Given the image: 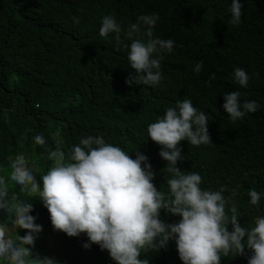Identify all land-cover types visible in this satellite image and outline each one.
Listing matches in <instances>:
<instances>
[{
    "label": "trees",
    "instance_id": "trees-1",
    "mask_svg": "<svg viewBox=\"0 0 264 264\" xmlns=\"http://www.w3.org/2000/svg\"><path fill=\"white\" fill-rule=\"evenodd\" d=\"M0 264H264V0H0Z\"/></svg>",
    "mask_w": 264,
    "mask_h": 264
},
{
    "label": "clouds",
    "instance_id": "clouds-1",
    "mask_svg": "<svg viewBox=\"0 0 264 264\" xmlns=\"http://www.w3.org/2000/svg\"><path fill=\"white\" fill-rule=\"evenodd\" d=\"M35 85H36L35 77H32L28 82V84L22 89V92H24L25 94L32 92L34 90ZM229 240H231V238H229Z\"/></svg>",
    "mask_w": 264,
    "mask_h": 264
},
{
    "label": "rangeland",
    "instance_id": "rangeland-1",
    "mask_svg": "<svg viewBox=\"0 0 264 264\" xmlns=\"http://www.w3.org/2000/svg\"><path fill=\"white\" fill-rule=\"evenodd\" d=\"M13 230H14V232H16L17 231V229L15 230V225H13ZM225 234H222V236H224ZM2 244H3V246H4V253H3V259H5V260H10L11 258H10V253H12V251L10 250V248L9 247H7V248H5V244H4V241L2 240ZM12 256V255H11Z\"/></svg>",
    "mask_w": 264,
    "mask_h": 264
}]
</instances>
